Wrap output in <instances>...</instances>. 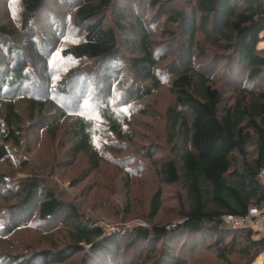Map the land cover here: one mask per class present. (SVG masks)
<instances>
[{
	"label": "trees",
	"instance_id": "trees-1",
	"mask_svg": "<svg viewBox=\"0 0 264 264\" xmlns=\"http://www.w3.org/2000/svg\"><path fill=\"white\" fill-rule=\"evenodd\" d=\"M261 43L264 0H0V264H255Z\"/></svg>",
	"mask_w": 264,
	"mask_h": 264
},
{
	"label": "built area",
	"instance_id": "built-area-1",
	"mask_svg": "<svg viewBox=\"0 0 264 264\" xmlns=\"http://www.w3.org/2000/svg\"><path fill=\"white\" fill-rule=\"evenodd\" d=\"M261 175L262 177H264V172H262ZM223 221L233 229L254 226L260 230L264 229V214H262L260 210L256 207L251 208L245 218L227 215L223 217ZM174 226L175 225H173V227Z\"/></svg>",
	"mask_w": 264,
	"mask_h": 264
},
{
	"label": "rangeland",
	"instance_id": "rangeland-1",
	"mask_svg": "<svg viewBox=\"0 0 264 264\" xmlns=\"http://www.w3.org/2000/svg\"><path fill=\"white\" fill-rule=\"evenodd\" d=\"M45 28H46V27H45ZM45 28H44V29H45ZM260 45H261L262 47H264V43H261ZM67 191H69V193H72L73 190H72L71 188L68 187V188H67ZM105 221H107V223L110 222V220H105ZM103 224H104V223H103ZM131 226H133V223L128 225V227H131ZM108 230H109V231H113V232L119 231V229L114 228V227H111V228H109ZM263 260H264V255L261 256V257L256 261L255 264H262Z\"/></svg>",
	"mask_w": 264,
	"mask_h": 264
},
{
	"label": "crops",
	"instance_id": "crops-1",
	"mask_svg": "<svg viewBox=\"0 0 264 264\" xmlns=\"http://www.w3.org/2000/svg\"><path fill=\"white\" fill-rule=\"evenodd\" d=\"M257 229H258V228H257ZM258 230H260V229H258ZM260 231L264 232V229H263V230H260Z\"/></svg>",
	"mask_w": 264,
	"mask_h": 264
}]
</instances>
